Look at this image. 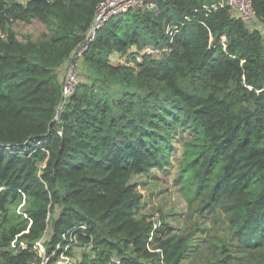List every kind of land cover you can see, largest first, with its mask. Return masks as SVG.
<instances>
[{"label":"trees","instance_id":"1","mask_svg":"<svg viewBox=\"0 0 264 264\" xmlns=\"http://www.w3.org/2000/svg\"><path fill=\"white\" fill-rule=\"evenodd\" d=\"M101 1L0 0V264H42L40 241L50 264L66 246L77 264H182L193 232L140 215L132 181L168 171L180 144L182 191L229 226L206 264H230L231 247L264 264V0L255 25L212 0H159L90 38ZM35 19L47 32L20 37Z\"/></svg>","mask_w":264,"mask_h":264},{"label":"rangeland","instance_id":"2","mask_svg":"<svg viewBox=\"0 0 264 264\" xmlns=\"http://www.w3.org/2000/svg\"><path fill=\"white\" fill-rule=\"evenodd\" d=\"M14 28L20 37L31 35L35 39L41 38L47 32L46 25L38 19L33 20L31 23L19 22L15 24ZM124 60L117 54L112 57L114 64ZM182 150L183 146L180 144L178 152L173 158V164L168 171L153 172L149 176L136 175L132 181L139 184V191L143 195V207L140 215H146L154 221L161 219L168 223L173 228V232L176 233L188 234L193 232L194 246L182 264H206L213 258L220 257L222 249L219 243L227 241L230 237L229 226L225 217L221 214L202 213L199 210V200H195L193 203L188 201L177 181L179 167L183 159ZM37 249L43 256L44 262L42 264H50L56 252L51 255L47 254L43 241L38 243ZM73 251L70 254L72 262L77 260L79 263L82 250L76 246ZM223 252L225 251L223 250ZM228 253H231L233 257L230 264H256L243 256L244 253H237L235 247H231ZM55 264H64L62 255Z\"/></svg>","mask_w":264,"mask_h":264},{"label":"built area","instance_id":"3","mask_svg":"<svg viewBox=\"0 0 264 264\" xmlns=\"http://www.w3.org/2000/svg\"><path fill=\"white\" fill-rule=\"evenodd\" d=\"M212 7H226L231 8L233 13L245 20L250 25H255L257 23L256 10L253 6V0H212ZM159 0H102L97 7L95 23L90 30L89 37L93 38L97 29L103 26L110 18L115 15L129 12L130 10H146L152 9L158 11ZM179 31V26L170 25L167 32L170 34H176ZM87 45V44H86ZM88 47V46H87ZM85 47V48H87ZM84 49H80L73 58L69 60L66 65V78L63 83V96L65 98L69 97L74 93L80 84V75L76 68V61L74 58L83 54ZM140 60V57H139ZM162 220L156 219L154 221L155 227L161 225ZM60 248V246H59ZM56 254V253H55ZM64 258V264H77V261L72 262V257L69 253V246H66L65 251L61 254ZM60 255V256H61ZM58 258L56 259L57 262ZM44 262V261H43ZM55 262V263H56ZM54 263V264H55ZM112 264H121L119 258H114Z\"/></svg>","mask_w":264,"mask_h":264}]
</instances>
